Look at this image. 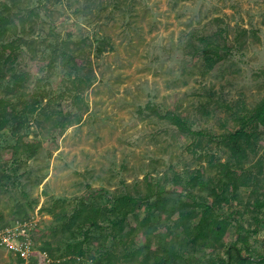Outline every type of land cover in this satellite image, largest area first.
I'll return each instance as SVG.
<instances>
[{
  "label": "rangeland",
  "instance_id": "obj_1",
  "mask_svg": "<svg viewBox=\"0 0 264 264\" xmlns=\"http://www.w3.org/2000/svg\"><path fill=\"white\" fill-rule=\"evenodd\" d=\"M28 7L38 16L23 35L15 66L27 79L16 95L0 83V97L20 111L34 109L19 134L38 136L41 145L31 158L13 154L9 131L0 132V229L32 219L39 231L34 254L21 262L3 245L0 264H48L49 253L39 251L46 241L56 257L62 254L67 233L43 208L70 217L81 202L105 208L113 194L144 193L146 181L164 173L209 172V162H226L229 152L218 135L236 127L232 110H251L264 98V0H30ZM201 36L223 49L210 68L198 48ZM68 38L82 42L69 46L76 70L53 50ZM169 111L205 135L201 148L163 118ZM63 117L71 126L54 127ZM254 161L250 157L246 166ZM137 212L145 215L144 203ZM220 212L231 220L229 244L237 240L246 256L264 255V208L248 210L232 201ZM137 242L143 244L142 234ZM111 243L109 238L105 246ZM98 244H90L92 252ZM224 252L214 256L227 260ZM193 256L206 264L209 252L200 248ZM59 264L92 263L86 256Z\"/></svg>",
  "mask_w": 264,
  "mask_h": 264
},
{
  "label": "trees",
  "instance_id": "obj_2",
  "mask_svg": "<svg viewBox=\"0 0 264 264\" xmlns=\"http://www.w3.org/2000/svg\"><path fill=\"white\" fill-rule=\"evenodd\" d=\"M29 1L11 0L13 5L6 2L0 4V83L7 82L5 92L8 95L21 93L28 75L18 73L15 66L18 50L26 44L23 35L34 28V17L38 16L34 8L28 7ZM25 2L27 7L22 9L21 4ZM199 40L203 64L210 68L219 58V50L223 49L217 41L208 37L201 36ZM70 43H74L70 38L57 40L53 50L61 52L64 65L76 70L75 53L69 52L72 49ZM79 43L82 42L74 44ZM58 57L55 54L53 60ZM72 85L75 89L81 86L76 80ZM33 111L29 108L20 111L6 98L0 97V132L5 129L9 131L12 143L8 142L7 145L13 154L22 151L31 158L41 145L38 136L31 140L29 135L19 134L21 125L31 118ZM232 111L231 117L236 127L218 135V141L229 152V159L219 164L209 162L210 173L205 167L204 170L199 168L194 171L184 168L171 176L164 173L157 180H147L144 193L113 194L105 208L94 202H81L70 217L64 210L55 212L43 208L61 221V231L67 233L65 237L69 239L65 242L64 251L57 257L49 242L39 247L40 252L49 253L53 260L48 264L86 256L92 264H118L120 261L125 264H200L193 256L200 248L209 252L206 264H264V255L246 256L237 240L228 243L231 220L220 212L224 205L232 201L244 205L248 210L264 208V98L251 110ZM163 118L176 126L182 135L194 138L196 148L204 145L205 135L192 130L188 119L181 114L169 111ZM77 121L79 118H76ZM71 122V119L69 122L63 117V121L57 119L53 124L65 130L71 126ZM208 141H212L211 137ZM250 157H254L255 161L246 166ZM212 169L215 170L213 173ZM242 192H245V196H242ZM141 202L145 206L143 217L137 212V205ZM21 208L19 206L18 214ZM130 217L133 221H130ZM102 221H107L108 226H103ZM103 228L110 230L104 233ZM34 231V239H38V226ZM141 234L142 245L137 242ZM76 235H81L82 239L73 241ZM109 238L112 243L107 248L105 242ZM92 242L99 243L95 252L90 247ZM221 249H225L227 260L219 253L214 256ZM58 258L60 261L57 262Z\"/></svg>",
  "mask_w": 264,
  "mask_h": 264
},
{
  "label": "built area",
  "instance_id": "obj_3",
  "mask_svg": "<svg viewBox=\"0 0 264 264\" xmlns=\"http://www.w3.org/2000/svg\"><path fill=\"white\" fill-rule=\"evenodd\" d=\"M37 226L32 219L21 221L14 226H5L0 229V246H6L9 251L25 260L35 252L34 230Z\"/></svg>",
  "mask_w": 264,
  "mask_h": 264
}]
</instances>
